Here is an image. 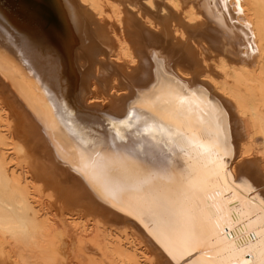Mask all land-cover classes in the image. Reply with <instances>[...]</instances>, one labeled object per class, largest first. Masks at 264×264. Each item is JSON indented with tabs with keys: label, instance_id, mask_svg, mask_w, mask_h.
Here are the masks:
<instances>
[{
	"label": "bare ground",
	"instance_id": "bare-ground-1",
	"mask_svg": "<svg viewBox=\"0 0 264 264\" xmlns=\"http://www.w3.org/2000/svg\"><path fill=\"white\" fill-rule=\"evenodd\" d=\"M157 97L180 109L173 119L195 144L190 163L159 133L148 147L142 128L158 104L138 101ZM130 112L143 120L116 141L110 122ZM113 142L134 160L105 167L89 159ZM188 175L204 199L184 196ZM146 179L161 200L189 209L235 201L243 213L235 230L251 243L232 253L259 264L264 0H0V264L232 259L233 237L222 244L207 226L190 246L171 210L138 194Z\"/></svg>",
	"mask_w": 264,
	"mask_h": 264
},
{
	"label": "snow or ice",
	"instance_id": "snow-or-ice-1",
	"mask_svg": "<svg viewBox=\"0 0 264 264\" xmlns=\"http://www.w3.org/2000/svg\"><path fill=\"white\" fill-rule=\"evenodd\" d=\"M161 99L162 98L157 97L156 100L148 98L145 101H138V106L142 103L158 104V107L155 111L147 109L152 111V115L155 117V119L151 122H144L142 134L154 142L153 144L148 145V147L158 146L159 141L157 133L166 136L169 146L178 148L180 152L184 154L185 161L190 163V160H188L190 154L189 148L195 147V144L187 138L183 131L179 130V127L176 126L175 120L173 119L175 114L180 111V109L176 107L174 102L167 99H163L162 102H160ZM177 99H180L179 96H177ZM181 103L183 104L184 102L181 101ZM166 105L171 106L166 107ZM224 115L226 114H221V120H223ZM141 120H143V117H137L136 120L133 121V113L130 112L128 121L121 120L118 123L110 122L111 130L114 134L115 140L124 141L126 137L121 129L128 128L131 130L129 122L139 123ZM168 125H173V127L169 128ZM228 135L229 133L225 129V148L227 147ZM82 143L86 147L92 144L91 141L87 140L82 141ZM118 147L119 145L113 142L109 150L103 155L99 150H96L93 147L89 159H92L93 162H102L105 167H107L110 163H127L134 160V157L131 155V153H115L112 151L113 148ZM139 150L143 152L144 146H140ZM78 170L81 172V175L84 177V179L91 183L88 172L84 171L83 169ZM182 188L184 196L189 201L204 199L202 194L205 189L202 185L197 183L194 175H188L186 177ZM145 193H148L149 196L152 197V202L157 206L165 207L166 209L171 210L173 223L184 230L188 240L190 241V246L192 247H194L199 241L205 226L211 230L213 238L219 239L222 244L224 241H228L229 236H232L233 238L231 241H229L225 246L226 250L232 255V259L221 260L218 262V264H256L255 261L240 260L236 258L235 253H232L233 248L237 249L238 251H243V249L251 243V241L246 239L245 235H242L239 231L235 230L234 226L243 222L241 219L243 213L238 208L233 206L236 203L235 201L231 199L221 201L220 203L213 206V211L211 212L198 211L194 207L189 209L186 207L184 200H161L160 197L155 195L150 179H146L142 182V186L138 194L144 195ZM101 196L105 199V202H107L106 194L101 193ZM244 231L247 235H251L247 228H245ZM259 234L264 236V223L261 224V232ZM197 251H200V249H197ZM189 255H191V252H189ZM197 264H199V262H197ZM259 264H264V255H262Z\"/></svg>",
	"mask_w": 264,
	"mask_h": 264
},
{
	"label": "rangeland",
	"instance_id": "rangeland-1",
	"mask_svg": "<svg viewBox=\"0 0 264 264\" xmlns=\"http://www.w3.org/2000/svg\"><path fill=\"white\" fill-rule=\"evenodd\" d=\"M50 183L53 184V182H51V181H50ZM61 196H62V195H61ZM60 198H61V199L58 200V202H62V201H63V202L65 203V206H67V207L69 208V210H72V206H71L69 203H67L68 201H67L63 196L60 197ZM56 206H58V205L56 204ZM56 206H55V207H56ZM85 207H86V206H85ZM77 208H79V207H77ZM85 210H88L87 207L85 208Z\"/></svg>",
	"mask_w": 264,
	"mask_h": 264
}]
</instances>
